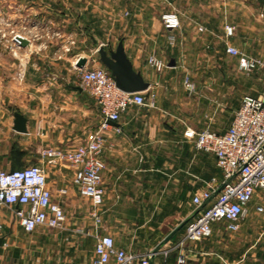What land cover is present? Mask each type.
I'll use <instances>...</instances> for the list:
<instances>
[{"label":"crops","instance_id":"obj_1","mask_svg":"<svg viewBox=\"0 0 264 264\" xmlns=\"http://www.w3.org/2000/svg\"><path fill=\"white\" fill-rule=\"evenodd\" d=\"M179 1L180 29L169 31L163 26L139 22L122 37L134 69L149 83L143 93H148L150 99L153 97V105L129 108L119 122L109 123L105 130L106 148L102 156L106 163L102 173L105 195L101 208L107 212H137L133 224L141 230L142 239L145 227L150 230L166 223L167 217L162 222L157 212L173 211L182 198L185 201L205 190V182L212 178L222 182L215 157L198 151L182 137L187 129L226 132L239 108L221 101L226 94L220 84L228 83L229 95L235 90L236 78L231 75L207 78L206 87L191 78L196 84L193 93L186 89L185 79L172 86L174 77L182 72L181 57L185 52L204 51L206 47L220 46L226 54L227 46L240 51L242 45L249 50L264 48V0ZM258 11L260 15L256 14ZM153 16V12L138 13L139 19L151 20ZM63 17L43 12L30 19L35 23L33 28L47 27L45 21L51 19L64 32H71L73 28L61 20ZM226 26L234 28L233 36H226ZM190 37L196 42L192 43ZM24 38L30 44L17 49L22 53L36 51L33 40ZM90 38L94 43L102 42L97 36ZM62 47L54 45L40 60L25 64L20 61V83L15 80L13 61L0 59V168H20L14 164L43 166L48 186L68 216L64 230L46 233L41 228L27 233L15 220L11 208L0 206V264H93L94 261L96 240L75 233L69 219L68 211L74 209L79 195L73 185L74 172L66 164L50 166L40 156V150L46 147L69 150L85 144L93 136L94 110L99 113L91 95L80 87V73L74 67L81 58L88 59L86 46L79 45L71 54H62ZM57 50L60 56L55 54ZM152 56L164 64L161 70L149 64ZM171 62L174 66H170ZM87 65L90 66V61ZM16 114L26 118L27 133L14 130ZM99 118L95 127L102 123ZM181 164H186V171ZM62 189H67L66 195L59 193ZM259 205L262 203L252 201L238 231L227 230L223 223L213 225V237L221 244L227 242L225 252L214 254L222 264H264L263 237L250 233L262 221L256 210ZM182 228L183 232L181 229L178 232L183 234ZM173 232L163 233L161 241ZM223 232H230L229 237L223 238ZM90 234L89 231L85 235ZM114 239L117 247L129 250L125 242Z\"/></svg>","mask_w":264,"mask_h":264},{"label":"built area","instance_id":"obj_2","mask_svg":"<svg viewBox=\"0 0 264 264\" xmlns=\"http://www.w3.org/2000/svg\"><path fill=\"white\" fill-rule=\"evenodd\" d=\"M162 20L166 30L173 31L180 27V19L175 13L164 14ZM225 30L227 37L234 35L233 27L226 26ZM17 36H23L16 34L13 38L15 45L20 46L16 41ZM62 49L69 51L65 47ZM227 53L238 58L239 68L243 71L264 70L262 60L244 54L233 46H227ZM78 62L74 67L80 73V87L91 95L99 108L102 120L100 128L85 144L69 150L46 147L40 150V156L49 165L62 162L69 166L74 172L73 185L79 195L90 202V216L98 223L105 195L102 187V173L106 169L102 157L106 148L105 130L109 122H119L129 108L146 106V99L143 92L120 90L106 67L86 65L81 68ZM149 64L157 70L164 67L153 56L149 58ZM184 85L190 93L196 91V84L188 76ZM151 102L153 105V97ZM187 131L194 137L198 151L215 157L216 165L222 172V182L212 178L206 189L194 196L193 203L198 210L187 221L183 236L173 246L170 247L173 240H169L165 248L136 253L117 247L110 234H96L93 264H155L157 257L166 260L173 253L175 264H186L190 252L187 243L210 237L214 224L223 223L230 231L240 229L241 221L248 214L256 194L264 190V94L244 96L230 128L224 133ZM59 193L66 195L67 189ZM0 206L11 208L15 220L27 233L41 228L64 230L68 221L64 206L55 199L48 186L47 170L41 165L15 170L0 168ZM256 210L262 213L264 206L259 205Z\"/></svg>","mask_w":264,"mask_h":264},{"label":"rangeland","instance_id":"obj_3","mask_svg":"<svg viewBox=\"0 0 264 264\" xmlns=\"http://www.w3.org/2000/svg\"><path fill=\"white\" fill-rule=\"evenodd\" d=\"M180 5L179 0H174V2H170V0H0V59L5 57L13 61V64L16 66L15 80L18 83L21 82V76H19L20 61L25 64L26 61L30 62L34 59L40 60L47 55L49 49L54 45H61L69 49V51L62 49V54H71L79 45L86 46V53L90 61L89 67L101 66L102 64L99 61L97 46L92 38H90V35L93 37L97 36L100 41H102L99 42V44L103 45L106 49L114 48L124 35L133 31L139 22L142 25L148 23L149 26L162 27V17L167 13H175L178 15L180 19V27L178 29H180ZM140 11H145L146 13L153 12L155 16H153L151 20L139 19L138 13ZM43 12L45 14L54 13L63 15L64 17L61 18V20L73 29H71V32L68 30L64 32L62 28L58 27L54 20L51 19L45 21L47 27L33 28L32 25L35 23H33L30 18ZM258 12L256 14L260 15V12ZM182 21L187 23L190 20ZM16 34L32 39L37 47L36 51L31 53H22V51H19L13 41ZM195 42L196 41H193L192 43ZM242 46L241 52L264 62V48L260 50H249L246 45ZM55 54L60 56L58 50ZM184 54L186 55L181 57L182 63L184 64L181 69L182 72L174 77L171 82L172 86L181 84L183 79L188 76L192 79L194 78L198 84L206 87L207 84L205 82L207 78L217 77V75L226 77L231 75V77L233 76L236 78L235 90L229 95L228 89H226L228 83L226 82L224 85L220 84L221 91L226 94L224 97L225 100L222 99L223 96H221V101L223 104L229 103L232 107H235V109L239 107L244 96H260L264 93V70H241L238 65V58L226 54L220 46L216 48L206 47L204 51L194 50L185 52ZM23 68L25 67L23 66ZM144 96L146 99V106L142 107H152L149 94L144 93ZM132 108L136 109L137 107ZM99 116L100 112L98 113L97 110H94L93 134L99 130L100 125L99 127H95L100 120ZM194 131L195 133L199 132L196 130ZM189 133L190 132L186 130L182 138L195 146L194 137L189 135ZM46 164L48 163L46 162ZM29 165L33 164H14V166L18 168H24ZM181 167L183 171L187 170L186 164H181ZM205 187H207V182H205ZM200 191H202V189ZM196 193L193 196L187 197V200H185L186 202L184 198H182L180 200L182 202L179 205L175 204V208L171 212H157L160 221L163 222L167 217V221H164L166 223H162L163 225L157 228H150V230L145 227V238L143 239L140 237L141 230L133 224L137 217V212H107L104 208H100L99 213L101 214V220L95 223V220L90 217V212L92 210L90 202L78 194L74 209L68 211L69 219L70 222H72V226L76 229L75 233L82 237L91 238L94 241L96 234H111L116 238V241L125 242L129 251L143 253L149 251L151 248L155 249L156 246V248H165L167 241H161L163 233L169 234L181 224L185 226L187 221L196 214L198 209L193 203V197ZM254 202L262 203V206H264V190L256 194ZM187 211L189 212L188 216H186ZM260 216L262 221L259 223L258 228L250 233L253 234L254 237L261 235L264 240V212H262ZM88 223H90V225ZM182 229L183 228H181L180 231H182ZM45 231L46 233L49 231H53L52 233H54V231L59 230L46 229ZM89 231L92 235L86 236L85 234ZM179 232L172 237L173 239H170L173 240L170 243V247L183 236V231L181 233ZM222 234L223 238L229 237L230 232H223ZM226 240H228V238ZM218 241L219 240L215 239L212 234L210 237L202 239L201 241L188 242L187 248L190 252L188 253L186 264H216L217 262L218 264H222V261L214 254L225 252L224 250L228 247L225 248L224 246L227 245L226 241L223 243L224 241L222 240L223 244ZM166 261L167 264H175V253L166 260L161 256L156 258L158 264H164Z\"/></svg>","mask_w":264,"mask_h":264},{"label":"water","instance_id":"obj_4","mask_svg":"<svg viewBox=\"0 0 264 264\" xmlns=\"http://www.w3.org/2000/svg\"><path fill=\"white\" fill-rule=\"evenodd\" d=\"M16 41H18L21 47H27L30 41L24 37L17 36ZM97 46V52L99 54V61L106 67L113 75L115 79L116 86L127 93H138L145 92L149 88V83L145 81L141 72L136 71L132 65V62L128 58L124 41L120 40L115 49H106L103 45H100L97 41L95 42ZM88 63L87 58H81L78 62V66L83 68ZM170 66H174L171 62ZM27 120L21 114L15 115L14 130L18 133H27ZM114 123V122H109ZM180 226L176 229L165 241H169L182 227ZM1 243V240H0Z\"/></svg>","mask_w":264,"mask_h":264}]
</instances>
